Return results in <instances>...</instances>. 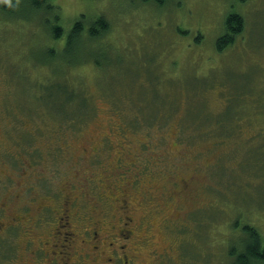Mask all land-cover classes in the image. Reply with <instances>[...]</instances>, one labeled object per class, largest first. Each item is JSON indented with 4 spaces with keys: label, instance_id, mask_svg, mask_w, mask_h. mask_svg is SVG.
I'll return each instance as SVG.
<instances>
[{
    "label": "rangeland",
    "instance_id": "1",
    "mask_svg": "<svg viewBox=\"0 0 264 264\" xmlns=\"http://www.w3.org/2000/svg\"><path fill=\"white\" fill-rule=\"evenodd\" d=\"M51 2L56 40L41 12L0 6V222L19 221L0 230V264H48L50 248L32 250L50 244L63 195L77 222L90 210L109 232L127 213L140 264H232L244 223L264 241V0ZM231 12L244 28L218 51ZM98 15L107 31L66 48L73 22ZM235 88L241 116L225 131Z\"/></svg>",
    "mask_w": 264,
    "mask_h": 264
},
{
    "label": "flooded vegetation",
    "instance_id": "2",
    "mask_svg": "<svg viewBox=\"0 0 264 264\" xmlns=\"http://www.w3.org/2000/svg\"><path fill=\"white\" fill-rule=\"evenodd\" d=\"M88 201H90V197ZM78 208L79 206L75 203L74 198H70L68 195L62 196L60 209L53 218L54 227L51 231V242L50 244L44 242V245L37 244L32 250L33 253H36V256L38 252H44L45 255L41 258L44 259L50 252L51 256L48 257V264H73L70 256L71 242L74 236L82 232L83 238L80 240L83 250L81 252L82 264H140V248L136 239L139 238L142 241V234L134 235L132 218L127 213L119 218V225H110L111 232H109L104 230L107 225H102L99 221L90 218V210L88 213L82 211L83 214L86 213V217L84 216L83 222H77L74 218H80ZM123 211L126 212L127 209ZM83 214L81 215L83 216ZM11 220L14 221L11 222ZM16 222L19 221H15V217H10L0 222V230H6ZM55 231L59 233V242L65 243L62 248L55 247ZM48 248L50 249L47 252L46 249ZM158 256L161 255L158 254Z\"/></svg>",
    "mask_w": 264,
    "mask_h": 264
},
{
    "label": "trees",
    "instance_id": "3",
    "mask_svg": "<svg viewBox=\"0 0 264 264\" xmlns=\"http://www.w3.org/2000/svg\"><path fill=\"white\" fill-rule=\"evenodd\" d=\"M146 1V0H144ZM149 1V0H147ZM156 3H163L164 0H153ZM18 4L31 7L34 11L42 13L44 18L41 26L47 31L49 36L56 40L62 36L63 28L59 23V14L57 10V5L51 2V0H0L1 7L11 8V6H16ZM1 9V8H0ZM3 11V9H1ZM7 10V9H4ZM9 10V9H8ZM9 12H14L13 8ZM85 19L82 17L75 20L69 30V33L66 38H64V43L66 45L72 44L74 39H79L80 34L85 33L83 36H88L91 38H99L104 31H107V21L106 19L98 15L93 20H91L86 28H84ZM244 28V17L239 12L229 13L223 24V29L220 34L215 38L214 45L216 50L221 51L226 46L234 45L236 38L241 36V33ZM67 48V46H66ZM47 56L44 55L43 62L52 64L53 57L56 55L54 50H48ZM71 55V53H68ZM65 60V67L69 65V61ZM56 71L59 70L55 69ZM65 72V71H62ZM235 92L229 95V104L226 106L224 114L216 120V126L221 127L225 131H230V127L233 124H237L239 117L241 116L242 107L239 105L235 106L236 100L241 99L242 90L240 88H235ZM69 101H73L79 96V93L70 92L68 93ZM64 109V108H62ZM65 111V109L63 110ZM231 117V118H229ZM242 235L240 242L242 243L241 248L238 251L233 249L228 253L234 258L231 260L232 264H264V241L261 240L260 233L255 226L244 223L242 225Z\"/></svg>",
    "mask_w": 264,
    "mask_h": 264
},
{
    "label": "bare ground",
    "instance_id": "4",
    "mask_svg": "<svg viewBox=\"0 0 264 264\" xmlns=\"http://www.w3.org/2000/svg\"><path fill=\"white\" fill-rule=\"evenodd\" d=\"M65 45V44H64Z\"/></svg>",
    "mask_w": 264,
    "mask_h": 264
}]
</instances>
